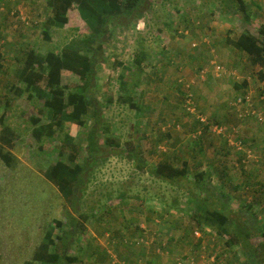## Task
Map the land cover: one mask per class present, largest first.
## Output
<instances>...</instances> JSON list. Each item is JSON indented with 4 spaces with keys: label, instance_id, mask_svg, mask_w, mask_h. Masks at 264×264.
Segmentation results:
<instances>
[{
    "label": "rangeland",
    "instance_id": "374dc122",
    "mask_svg": "<svg viewBox=\"0 0 264 264\" xmlns=\"http://www.w3.org/2000/svg\"><path fill=\"white\" fill-rule=\"evenodd\" d=\"M245 1L247 22L237 12L222 11L218 0H146L139 16L110 23L90 87L101 119L100 151L84 166L79 191L69 202L43 171L59 158L65 135L82 146L78 163H83L84 137L94 117L85 115L83 126L65 122L40 143L31 134L30 118L42 100L18 94L11 85L23 87L17 73L29 48L60 51L91 30L72 5L67 23L51 27L45 38L44 22L52 14L46 0H0V115L6 111L5 123L15 133L14 159L10 165L0 161V264H42L34 251L56 219L68 222L67 212L82 224L67 248L74 264H241L235 247L227 248L192 217L201 202L187 191L212 206L226 203L240 221L251 205L264 223V85L259 66L226 42L245 29L257 34L264 21L256 16L264 13V0ZM139 49L147 57L139 85L131 88L136 111L121 101L119 81L130 84L139 73ZM212 62L223 72L216 74ZM77 81L62 71V84ZM245 97L248 103H235ZM188 99L191 110L184 106ZM215 125L222 131H213ZM106 132L118 146L103 141ZM163 161L185 165L187 177L159 180L149 169ZM197 173L203 175L196 181ZM195 181L207 183L202 194ZM124 194L129 197L121 199ZM60 234L54 227L52 238ZM252 241L257 252L264 251V238Z\"/></svg>",
    "mask_w": 264,
    "mask_h": 264
},
{
    "label": "trees",
    "instance_id": "16d2710c",
    "mask_svg": "<svg viewBox=\"0 0 264 264\" xmlns=\"http://www.w3.org/2000/svg\"><path fill=\"white\" fill-rule=\"evenodd\" d=\"M222 11L231 15L239 13L244 21H250L249 7L245 0H218ZM51 8V16L44 22L43 36L50 39L49 31L51 27H63L67 21V12L72 5H75L79 15L85 20L90 28V32L80 39H73L64 45L60 51L48 50L45 53L37 51L35 48H29L23 57L21 67L18 70V79L23 87L11 85L16 93L27 92V96L37 97L42 100V105L38 109V114L30 118L32 123L31 134L36 141L42 142L43 138H53L57 130H62L65 122L83 126L86 121L83 118L89 112L94 117L93 125L85 134V153L83 163H78L81 158L82 146L74 140L73 137L65 135V140L59 145V158L48 165L43 171V176L56 185L63 199L74 202L76 193L79 191L82 182V172L84 166L90 158H94L100 151V141L96 134L98 126L101 124L100 116L95 105L90 87L95 65L98 62L97 53L101 46V40L108 32V26L119 17L139 16L142 8L146 5V0H46ZM141 44V41L138 40ZM226 42L235 49L244 52L250 58L253 64L259 66L258 75L264 76V26L258 28V33H252L245 29L234 38H227ZM147 57V53L142 49L137 52L135 60L136 68L139 73L135 75L133 82L128 83L121 77L119 88L123 95L121 101L126 102L129 107L139 110V106L133 102V96L130 95L131 88L138 86L140 82L141 64ZM2 56L0 55V61ZM1 68V63H0ZM62 71H68L77 76L78 81L73 86L62 84ZM246 85V80H242V86ZM236 88L239 85H235ZM125 94V95H124ZM8 102H6V105ZM6 111L0 115V161L10 165L14 159L12 149L15 144V133L13 129L5 123ZM46 120H44L43 119ZM105 134L107 125L101 127ZM107 135V136H106ZM106 135L103 139L108 144H116L119 140ZM41 146V145H39ZM129 156H135L130 148H124ZM159 180L173 182L175 179L187 177V168L177 167L168 161L158 162L149 169ZM202 173H197L196 181L202 177ZM199 192L204 191L205 183H196ZM196 202H201L199 212L192 217L197 223L215 232L224 241L227 248L235 247L234 256L236 259H242L241 264H264V251L257 252L256 244L253 238H264V223L262 219L256 217L249 206L245 211L247 217L242 221L239 218L230 216L234 213L226 203L221 205H209L206 200L193 196ZM119 197V196H117ZM129 196L123 195L120 198L125 199ZM109 198L111 199L110 195ZM119 198V199H120ZM115 199V198H114ZM117 199V198H116ZM112 200V199H111ZM206 204L209 206L207 207ZM135 209L137 206L134 207ZM227 208V209H226ZM140 212V210H137ZM242 213L243 209H237L235 213ZM233 215V214H232ZM68 222L62 219L54 221V227L61 230V234L52 238L53 228L49 227L41 242L34 251L33 258L42 264H74L75 257L67 253V248L73 232H80L82 224L79 220L67 212ZM64 224L70 229H63ZM264 248V242L262 243ZM151 263V262H150ZM23 264H31L30 260ZM229 264V262H228Z\"/></svg>",
    "mask_w": 264,
    "mask_h": 264
},
{
    "label": "built area",
    "instance_id": "2783aa9c",
    "mask_svg": "<svg viewBox=\"0 0 264 264\" xmlns=\"http://www.w3.org/2000/svg\"><path fill=\"white\" fill-rule=\"evenodd\" d=\"M193 45H195V43H193ZM213 63V62H212ZM213 69H214V71L216 72V74H218V73H221V72H223V68L219 65V64H214L213 63ZM248 101H249V98L248 97H245V98H238L237 100H235V103H237L238 105H243V104H245V103H248ZM185 108L186 109H188V110H191L190 109V106H192V101H190L189 99L186 101V103H185ZM246 112H247V114H249V112H248V110H246ZM251 114H255V110H252L251 111ZM244 114L240 111L239 112V116H243ZM258 118H259V120L261 121L262 120V118H261V116L258 114ZM200 121H203V119L202 118H200ZM213 131H217V132H221L222 131V128L221 127H218L217 125H215L214 127H213ZM238 143H240V142H238ZM195 234H197L198 235V233L197 232H195ZM199 236V235H198Z\"/></svg>",
    "mask_w": 264,
    "mask_h": 264
},
{
    "label": "crops",
    "instance_id": "0c3cea01",
    "mask_svg": "<svg viewBox=\"0 0 264 264\" xmlns=\"http://www.w3.org/2000/svg\"><path fill=\"white\" fill-rule=\"evenodd\" d=\"M263 8H264V7H263ZM256 16H259L262 20H264V13H259V14H257ZM261 23H262V26H264V21H261ZM263 72H264V70H263ZM263 74H264V73H263ZM260 83H261V85H262V84L264 85V76H263V78L261 79Z\"/></svg>",
    "mask_w": 264,
    "mask_h": 264
}]
</instances>
